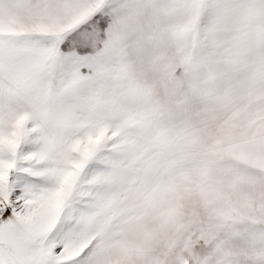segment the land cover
Listing matches in <instances>:
<instances>
[{"label": "snow or ice", "instance_id": "obj_1", "mask_svg": "<svg viewBox=\"0 0 264 264\" xmlns=\"http://www.w3.org/2000/svg\"><path fill=\"white\" fill-rule=\"evenodd\" d=\"M0 264H264V0H0Z\"/></svg>", "mask_w": 264, "mask_h": 264}]
</instances>
